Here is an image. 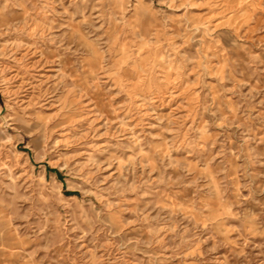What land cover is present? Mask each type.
<instances>
[{"label": "rangeland", "instance_id": "1", "mask_svg": "<svg viewBox=\"0 0 264 264\" xmlns=\"http://www.w3.org/2000/svg\"><path fill=\"white\" fill-rule=\"evenodd\" d=\"M0 264H264V0H0Z\"/></svg>", "mask_w": 264, "mask_h": 264}]
</instances>
